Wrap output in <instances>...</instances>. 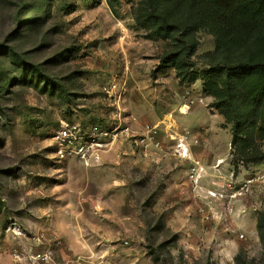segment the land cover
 Instances as JSON below:
<instances>
[{"label": "rangeland", "instance_id": "obj_1", "mask_svg": "<svg viewBox=\"0 0 264 264\" xmlns=\"http://www.w3.org/2000/svg\"><path fill=\"white\" fill-rule=\"evenodd\" d=\"M139 2L0 0V264H264V135L255 125L233 141L203 81L161 64L182 43L139 21ZM154 4L186 28L194 71L264 60L258 29L192 0ZM180 101L191 115H173ZM64 124L107 140L104 163L105 148L87 160L61 153L53 137ZM147 126L161 150L112 153ZM184 126L190 151L212 159L191 152L204 169L196 177L178 153Z\"/></svg>", "mask_w": 264, "mask_h": 264}, {"label": "trees", "instance_id": "obj_2", "mask_svg": "<svg viewBox=\"0 0 264 264\" xmlns=\"http://www.w3.org/2000/svg\"><path fill=\"white\" fill-rule=\"evenodd\" d=\"M154 2L155 0H140L138 20L151 28L154 34L164 38L176 31L182 43L181 50L167 54L161 64L174 68L176 76L183 82L203 81L204 93L214 98L213 107L227 124H233L234 142L255 125H259V130L264 135V60L209 63L207 68L194 71L195 62L191 59L194 46L187 38L186 28L181 29L177 23L159 13ZM192 2L204 15H213L226 22L240 21L264 33V0ZM263 218L258 222L262 238Z\"/></svg>", "mask_w": 264, "mask_h": 264}, {"label": "built area", "instance_id": "obj_3", "mask_svg": "<svg viewBox=\"0 0 264 264\" xmlns=\"http://www.w3.org/2000/svg\"><path fill=\"white\" fill-rule=\"evenodd\" d=\"M186 98V101L189 102V97ZM129 130L130 128L126 127L122 130V133H128ZM104 135L107 136V133H104ZM118 136L119 133L114 137L117 138ZM156 136L157 131L153 127L147 126L143 135H136L131 144L135 150H138L142 152L143 155H146L148 153L149 145H154L156 148L161 150V145L156 142ZM89 138H91V136L88 137L86 132L83 131L78 124L62 125L53 137L57 145L61 147V153H63L65 150L72 151L74 152L73 154H76L85 160H87V156H91V154L108 147L110 144L107 140L99 142L92 138L89 141ZM187 138H189V132L184 130L181 139L177 143V147L179 148L178 153L180 158H186L189 161H192L190 174L192 177H196L200 175V172L204 169L201 166L200 160H195L191 157V145L186 141ZM194 142L197 143V140H194Z\"/></svg>", "mask_w": 264, "mask_h": 264}, {"label": "crops", "instance_id": "obj_4", "mask_svg": "<svg viewBox=\"0 0 264 264\" xmlns=\"http://www.w3.org/2000/svg\"><path fill=\"white\" fill-rule=\"evenodd\" d=\"M165 79L166 80H168L169 82H171V84H173V79H172V77H171V75H166L165 76ZM191 88H192V90H191V93H193V94H195V88H196V85H192L191 86ZM183 90H184V88H183ZM175 91V92H174ZM174 95H176L177 96V94H182L183 93V91H182V89L179 87V86H176V88L174 89ZM157 92H158V95H162L164 92H163V90L162 89H158L157 90ZM192 94V95H193ZM181 104H183V101L181 102H179L177 105H176V107H173L172 109H171V111H172V113H173V115H176V110L178 109V107L181 109V113L183 114V113H187V115L189 116V115H191V111H192V107L194 106V104H192V105H185L184 104V106H182ZM175 113V114H174ZM178 114V113H177ZM179 117H181V115L179 116ZM130 120H131V118H129ZM131 122V121H130ZM132 127H134V128H137V124L135 123L134 124V122L133 123H131L130 124ZM185 128V126L184 127H182V129H180V130H178L176 133H183V129ZM121 134H123V133H121ZM119 137H120V135H119ZM121 138V140L120 141H115L114 142V146L112 145V147H111V149L113 150V154H117V155H119L120 153L122 154V153H124V151L125 152H127V153H129V155H131V156H133V155H135L136 156V151L137 150H134V148L131 146V144L129 143V149L130 150H128V148L127 147H125L124 148V146H127V145H125V143H123V140H124V137L123 136H121L120 137ZM160 139H161V141H165L166 139L165 138H163L162 137V134L160 133ZM118 140V139H117ZM110 147V146H109ZM125 149V150H124ZM107 149L105 148V151H106ZM203 150L202 149H200V148H198L197 146H193L192 147V149H191V152H192V154H195L196 156H198L202 161H204V157H210V159H211V156H209V153L207 152V153H205V152H202ZM107 153H108V151H106V153L104 152V154L102 155V162L104 163V161L106 160L105 158H107V156L108 155H110V154H108L107 155ZM203 153H205V156H204V154ZM138 155V154H137ZM140 155V154H139ZM178 159V158H177ZM178 160H181V159H178ZM212 160V159H211ZM181 161H185V160H181ZM102 163V164H103ZM106 166V165H105Z\"/></svg>", "mask_w": 264, "mask_h": 264}]
</instances>
